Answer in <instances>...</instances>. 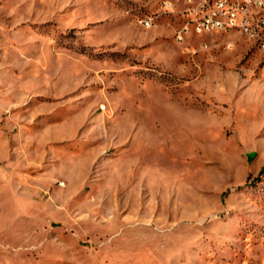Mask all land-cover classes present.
Segmentation results:
<instances>
[{
    "label": "rangeland",
    "instance_id": "374dc122",
    "mask_svg": "<svg viewBox=\"0 0 264 264\" xmlns=\"http://www.w3.org/2000/svg\"><path fill=\"white\" fill-rule=\"evenodd\" d=\"M162 1L0 0V264H264V51Z\"/></svg>",
    "mask_w": 264,
    "mask_h": 264
},
{
    "label": "built area",
    "instance_id": "2783aa9c",
    "mask_svg": "<svg viewBox=\"0 0 264 264\" xmlns=\"http://www.w3.org/2000/svg\"><path fill=\"white\" fill-rule=\"evenodd\" d=\"M162 11L181 13L183 23L176 31L178 42H183L186 37L201 36V29H210L211 34L237 33L245 39L249 32H258V39L264 36V24L260 20L264 0H163ZM140 22L153 24V16ZM201 48L207 50L209 44L202 43Z\"/></svg>",
    "mask_w": 264,
    "mask_h": 264
},
{
    "label": "bare ground",
    "instance_id": "6f19581e",
    "mask_svg": "<svg viewBox=\"0 0 264 264\" xmlns=\"http://www.w3.org/2000/svg\"><path fill=\"white\" fill-rule=\"evenodd\" d=\"M208 1L209 2H217V0H208ZM260 20H262V22L264 24V12H260ZM154 22H155V20H154ZM141 24L144 28H152L154 26L153 24H146L144 22H141ZM208 33H211L210 29H201V34H208ZM225 33H229V32H225ZM176 39H177V35H176ZM246 40L249 41L250 43H252L254 46H256L259 49L264 51V36H260V38L258 39V32L247 33V39Z\"/></svg>",
    "mask_w": 264,
    "mask_h": 264
},
{
    "label": "trees",
    "instance_id": "16d2710c",
    "mask_svg": "<svg viewBox=\"0 0 264 264\" xmlns=\"http://www.w3.org/2000/svg\"><path fill=\"white\" fill-rule=\"evenodd\" d=\"M262 174H264V169H263L262 172H261V175H262Z\"/></svg>",
    "mask_w": 264,
    "mask_h": 264
}]
</instances>
